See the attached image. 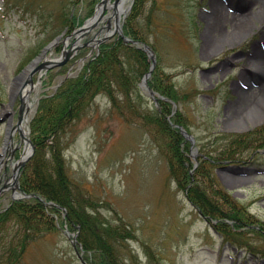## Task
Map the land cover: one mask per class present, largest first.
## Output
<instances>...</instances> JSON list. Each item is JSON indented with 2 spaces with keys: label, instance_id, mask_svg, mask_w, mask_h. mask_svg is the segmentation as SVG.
Instances as JSON below:
<instances>
[{
  "label": "rangeland",
  "instance_id": "rangeland-1",
  "mask_svg": "<svg viewBox=\"0 0 264 264\" xmlns=\"http://www.w3.org/2000/svg\"><path fill=\"white\" fill-rule=\"evenodd\" d=\"M60 1L0 0V111L10 101L12 85L18 87L14 78L36 57H41L39 64L45 59H56L73 41L80 45L62 64H51L45 72L42 69L39 84L30 91L31 104L24 121L30 138V122L40 98L55 93L59 82L83 71L86 61L97 51L93 43H83L96 32L99 36L104 33L101 28L105 21L78 40L75 36L68 38L66 44V35L74 29L70 33L65 30L51 51L43 52L41 44L49 30H45V9L54 15ZM130 1L126 0L124 6ZM212 1L145 0L138 19L146 43L155 53V67L160 65L179 91L180 99L173 103V110L180 111L185 123L180 126L194 138L193 144L186 137L184 141L190 162L194 163L192 174L202 156L213 160L225 137L264 125V81L253 74L258 69L252 58L253 46L264 45V9L257 16L253 2L218 0L224 4V12L242 16L247 27L240 36L228 40L222 32H229L232 25L224 21L221 32L212 34L210 45L207 13ZM106 12L110 14V10ZM115 37L116 32L109 40ZM37 77L38 72L33 74L34 83L38 82ZM235 86L251 90V97L239 107H234L238 99ZM142 95L139 113L159 107L160 99H165L157 93L154 102L148 94ZM20 103L16 94L9 111L12 126ZM130 115L126 120L107 96L98 94L62 135L67 142L63 150L66 171L80 195L93 201V210L108 225L120 233H130L129 237H119L123 245H116L121 264H264V130L251 136L253 143L237 150L235 161L222 160L213 168L220 185L254 216L256 227L263 233L235 236L242 243L236 246L214 229L215 220L208 221L177 188L169 174L166 148L155 129ZM9 120L8 115L0 120V157ZM18 133L16 130L11 134L13 146L6 148L2 156L0 212L12 201L13 190L4 184L11 177L13 162L23 154ZM51 141L52 137L46 140ZM44 149L47 156V148ZM35 152L34 144L33 155ZM58 227L30 243L20 264H82L71 242V234L77 232L78 239L79 230L60 224ZM13 231L14 228L9 235ZM247 244L260 252L249 253Z\"/></svg>",
  "mask_w": 264,
  "mask_h": 264
},
{
  "label": "trees",
  "instance_id": "trees-1",
  "mask_svg": "<svg viewBox=\"0 0 264 264\" xmlns=\"http://www.w3.org/2000/svg\"><path fill=\"white\" fill-rule=\"evenodd\" d=\"M97 1L61 0L54 15L45 9V30H49L41 48L63 31L70 33L81 25L93 13ZM144 1L134 0L123 21V33L141 42H146V36L138 25ZM148 68V55L142 48L125 42L122 37H115L100 44L99 51L86 61L79 75L64 79L55 93L40 98L30 122L36 152L22 168L19 178L20 189L36 196L14 200L0 212V264H20L30 243L48 232L57 231L58 224L70 230H79L77 240L85 251L83 257L91 264H121L116 245H123L119 239L129 237L130 233H120L118 228L108 225L101 214L93 210V201L80 195L77 185L66 171L63 153L67 142H64L62 135L66 133V128L81 118L98 94L107 96L112 107L126 120L129 119L127 115L131 114L155 129L166 148L169 174L177 188L185 193L208 221L216 220L214 229L227 241L238 246L242 243L237 242L235 236L242 237L249 232L263 235L261 229L256 227L254 216L220 185L213 168L222 160L235 161L237 150L246 148L251 136L264 130V125L225 137L221 147H217L213 160L202 156L192 174L194 163L187 155L186 138L174 126L185 124L180 111L179 115L177 110H173V103L179 101L180 94L160 65L153 69L148 84L165 99H160L159 107L155 105L154 109L139 113V99L146 94L139 82ZM48 72L51 76V71ZM50 137L52 141L47 143ZM238 145L237 149H233ZM44 148H47V156ZM238 161L245 162L241 159ZM42 199L53 201L61 207L46 205ZM62 208L66 209V214ZM7 223L10 226H6ZM242 227L243 231H236ZM13 228V233L9 235ZM247 245L249 253L256 255L260 252L255 251L251 244ZM261 253L264 256V251Z\"/></svg>",
  "mask_w": 264,
  "mask_h": 264
},
{
  "label": "water",
  "instance_id": "water-1",
  "mask_svg": "<svg viewBox=\"0 0 264 264\" xmlns=\"http://www.w3.org/2000/svg\"><path fill=\"white\" fill-rule=\"evenodd\" d=\"M109 1L110 0H100V2L96 5L95 11L93 13L92 16H90L89 18H87L84 23L76 28L73 31V35H75L76 39H80V37L84 34L89 33L93 28H95L99 22L101 20H106V24L103 26V28L105 29L104 35L101 37H98L99 33H96L88 42H86L85 44H89L91 42L94 43L95 46H98L102 41H105L107 39H109L115 32L118 33L119 36L123 37L125 42H130L132 44H136L137 46L141 45L143 47V49L147 52L149 59L151 60V64L149 67V70L144 74L141 82H140V86L143 87L144 89H146L149 93V95L156 101V97H155V92L148 86V82L147 79L148 77L151 75L152 69L155 66V54L154 51L149 47L148 44L146 43H142L140 44L139 41L131 39L127 36H125L123 34V30H122V19L125 17L126 13L128 12V10L130 9V5L127 7H124V3L126 0H114L111 5L109 6ZM108 8H112V13L107 17L105 15V11ZM111 18L113 19V29H111ZM70 37L67 36L66 40ZM60 36H57L54 40H52L43 50V52H45L48 48H51L52 46H54L55 44H57L58 40H59ZM80 47L79 44H77V41L74 42L69 49H65L61 56L58 59L55 60H46L44 62H41L40 64H37L38 60L41 58L40 56L37 57L36 59H34L26 68L23 69V71L21 73H19L15 78H14V82L18 83V87L16 92H11V94L9 95V106H12V103L14 101L15 95L18 94L20 95V99H21V104H20V111L18 114V118H17V126H21L22 120L24 118V110H25V105L22 102V98H21V91L20 88H22L23 85H26L27 83H30L32 87H34L35 85H37L40 80H38L37 83H33V74L36 71H40L41 69H47L49 67V65L51 64H57L60 65L63 63V61H65L68 57H70L72 51H76L78 48ZM13 86V85H12ZM181 131L182 133L185 135L186 138H188L191 143L193 144L194 142V138L192 135H190L189 133L186 132L185 129H183L182 127ZM20 134L22 137L25 138L26 143L28 144V146H30V150L26 153V155L22 156L16 163L14 166V173L12 175V187H13V199H18V198H24V197H29L32 196L33 194H24L20 191L17 190V188L19 187V182H18V176L20 173V168L26 163V161L31 157L33 150H34V146L31 142V140L25 136L22 131H20ZM195 153V149L193 150L192 154ZM45 204H52V202L50 201H44ZM74 246H75V250L78 254V256L81 258V261L83 264H89L87 263L83 258L81 253L79 252V250L76 247V238L74 236L73 240H72Z\"/></svg>",
  "mask_w": 264,
  "mask_h": 264
},
{
  "label": "bare ground",
  "instance_id": "bare-ground-1",
  "mask_svg": "<svg viewBox=\"0 0 264 264\" xmlns=\"http://www.w3.org/2000/svg\"><path fill=\"white\" fill-rule=\"evenodd\" d=\"M248 1L253 2L254 5H256L257 16L261 15V13L264 9V0H248ZM212 4H213L212 9L207 13V15H208L207 20L209 22L207 40H208L209 44L211 43L212 34L221 32L220 31L221 30V23L224 21H228L232 25V28L230 29L229 32H225V31L222 32L223 33L222 35L226 39L228 38V40H232V39L240 36L245 31L247 24H246V22L242 16H235V15H231L230 13L224 12V4L218 0H213ZM110 5H111V2L109 1V6ZM262 40H264V33H263ZM262 48H260L258 46V44L256 43L252 49L253 53L252 52L251 53L253 55L252 58L254 59L253 62L255 63V65L257 66V69H258V71L257 72L255 71L256 73H253V74H255V77L257 79H259V80L262 79V81H264V45L262 46ZM36 86L32 87L30 83H27L26 85H23L22 88H20L22 102L25 105V110H24L25 114L28 112L30 104H31L30 91L33 88H36ZM12 87H11V92H13V89H15ZM16 89L14 92H16ZM235 91L237 92L238 99H237L236 105L234 107L241 106L242 104L247 102V100L251 97L250 87H248V89L245 90V88L242 89L238 86H235ZM6 110L7 109H5V108L2 109L0 115L5 113ZM231 115H232V113L230 114V116ZM16 130H21V131H23V134L26 135V132L24 130V124H21V126H15V125L12 127L10 126L8 137L5 141L4 148L2 149V156L5 155L6 148L11 147L10 133L12 134ZM2 156L0 157V166H2L4 163L2 161ZM10 181L11 180L7 181L6 186L12 185V183Z\"/></svg>",
  "mask_w": 264,
  "mask_h": 264
}]
</instances>
